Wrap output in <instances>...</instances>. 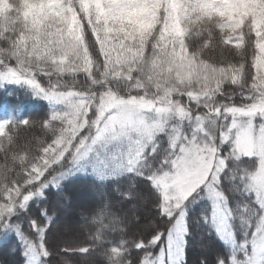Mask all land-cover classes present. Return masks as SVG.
<instances>
[{
    "label": "clouds",
    "instance_id": "clouds-1",
    "mask_svg": "<svg viewBox=\"0 0 264 264\" xmlns=\"http://www.w3.org/2000/svg\"><path fill=\"white\" fill-rule=\"evenodd\" d=\"M157 2L160 4L159 8L131 23L122 17L115 5L105 4L108 11L101 16H97L95 11L87 14L85 21L88 22V31L97 44L99 60H95L88 50L86 33L81 31L83 24L76 31L67 29L62 12L53 11L54 7L60 8L59 5H54L53 0H34L29 5V11L24 13L25 17L31 16L32 22L22 23V30L16 29L18 35L15 38L0 33V40L6 45L0 47V84L8 82L21 85L34 98L50 103L62 102L58 103V108L64 110L62 115L51 114L44 121L46 127L56 120L60 121L61 126L56 128V135L41 149L43 153H48L45 160L47 167L42 173L33 175L37 164L23 167L26 164L23 154L13 157L22 165L20 171L16 172V177L23 173L22 181L10 175L14 171L12 167L5 170L0 166V231L5 235L20 234L18 242L21 255L25 258L23 264H28L27 257L33 255L40 257L39 264H49L54 255L43 244L37 247L25 231L22 215L28 214L32 197L41 195L42 189L50 183L49 177L80 160L86 141L96 138V129L100 125L107 127L111 124L117 109L135 107L136 104L144 106L147 111L138 117L140 127L127 140L128 164L155 163V167L146 176L140 173L148 185L146 202L147 198L154 201L151 207L155 219L149 221L152 234L146 240L141 237L133 245L140 252L136 264H151L150 257L157 264H170L165 249L177 221L181 216H187L192 201L213 181L215 191L229 210L234 232L237 228L244 229L245 208L251 209V204L245 200L247 193L243 192V187L233 191L232 181L229 179L234 169L240 165L241 157L237 154L236 141L232 138L225 139L226 131L219 132L217 136L216 120L212 116L218 119L223 115L229 131L237 126L227 118L235 116L238 111L244 113L247 109L246 115L258 116L264 120V75L258 78L255 66L247 89L256 91L259 88L260 91L259 96L248 97L251 104L241 107L235 103L215 100L216 96L224 95L225 84H231L236 89L229 100L234 96L244 95L241 90L246 87V61L242 48L238 45H255L258 37L252 17L235 5L251 4L255 0H222L230 6L218 14H209L206 11L210 7L208 4L201 5L197 0H186L180 5L183 13L180 16L182 37L176 31V8L170 6V0ZM144 4L155 8L152 0H144ZM0 8L9 17L20 20L17 15L21 10L20 0H6ZM260 15H264V6L260 8ZM193 34L200 38L195 48L189 45ZM165 39L167 43L162 44ZM259 39L264 40V35ZM149 45L152 52H148ZM228 48L232 49L239 62H229L227 67L213 63L217 50L222 54ZM94 66L98 75L93 73ZM77 74H82L87 80L84 91H73L66 81L60 79ZM117 81L119 84H116ZM201 84L204 87L201 88ZM120 86L126 92L137 90L142 95H121ZM169 94L173 97L168 100L171 107H156L157 101ZM177 95L186 97L187 102L181 103L179 99H175ZM210 100L214 104L209 106L210 114L204 117L207 126L202 130L203 148L200 150L201 154L193 158L191 141L188 146L177 141L179 125L172 120V116H191L192 104L208 105ZM257 104L258 110L252 111ZM164 112L171 115L167 121L159 122ZM161 137L164 139L161 140ZM123 143L121 141V145ZM172 153L176 155L169 159ZM127 173L125 176L115 177V180L133 181L135 172L131 167L127 169ZM156 175L168 178L166 188L161 187L154 179ZM125 198H132L131 193H127ZM255 211L264 219V209L257 208ZM27 223L33 233L38 231L36 219ZM188 234L186 229L185 235ZM162 238L165 241L163 244L160 243ZM184 243L187 244L186 239ZM66 250L61 248L60 252ZM88 250L87 247L78 249L83 253ZM109 251L110 256L120 255L119 252ZM55 255L60 256V253ZM123 264L132 262L125 259ZM216 264H246V261L228 254L227 261L217 258Z\"/></svg>",
    "mask_w": 264,
    "mask_h": 264
},
{
    "label": "trees",
    "instance_id": "trees-1",
    "mask_svg": "<svg viewBox=\"0 0 264 264\" xmlns=\"http://www.w3.org/2000/svg\"><path fill=\"white\" fill-rule=\"evenodd\" d=\"M33 2L34 0H20L21 10L17 13L20 20L9 17L7 12L0 8V33L15 38L18 35L16 29L22 30V23L30 24L31 16L25 17L24 13L29 11V5ZM5 3L6 0H0V5ZM53 3L60 6L59 9L54 7L53 11L62 12L67 29L76 31L80 28V24H83L81 31L86 33L88 50L95 60H99L100 53L97 50V44L93 40L92 33L88 31V22L85 21V16L94 10H87L82 0H53ZM259 4L264 5V0H260ZM206 11L209 14L215 13ZM249 16L252 17L254 27L257 28L258 39L255 45L251 43L247 46L242 43L238 45L242 48L243 58L246 61L244 71L246 87L241 90L244 95L234 96L233 99L228 100L236 89L231 84H225L223 86L224 95L216 96V101L241 106V104L252 102L248 99L249 96L255 98L259 95L257 94L260 91L259 88L252 91L247 89V85L252 81L254 74L253 66L259 54L257 46L263 41L259 37L264 35V15L259 17V26L256 25L254 16L250 14ZM164 36H167L166 30ZM180 36H183L182 28ZM199 42L200 38L193 34L189 45L195 48ZM163 43H167L166 39L162 41ZM3 46L6 45L0 40V47ZM230 51L233 52L230 48L224 49L221 54L218 49L213 63L224 67H227L229 62L238 63L239 58L232 60L228 57L226 53ZM148 52H152L150 45ZM100 67L103 68V62ZM93 73L98 75L95 66ZM255 74L257 75L256 72ZM60 79L66 81L73 91H84L87 85V80L82 74L74 77L64 76ZM116 84L119 82L117 81ZM200 87L204 85L201 84ZM149 91L152 90L149 89ZM120 92L121 95L128 97L142 95L137 90L126 92L123 86H120ZM172 98L170 94L163 100ZM174 98L179 99L181 103L187 101L186 97L178 95ZM213 104L214 101L210 100L208 105L201 103L199 107H209ZM196 106L198 105L192 104L191 108L196 109ZM199 109L204 111L203 107ZM63 111L58 108V103L32 97L21 85L8 82L0 84V166L5 170L12 167L14 171L10 175L22 181V172L19 177H16V172L20 171L22 165L13 157L23 154L26 159L23 167L37 164L33 175L42 173L47 167L45 160L48 158V153H43L41 149L56 135V128L61 126L60 121L56 120L51 121L50 126L46 127L44 121L51 114L62 115ZM134 135L135 131H119L114 136L95 143L90 150L91 160L86 159L79 165L76 163L60 170L54 176L49 177L50 183L42 189V195L32 197L28 214L22 215V220L28 238L37 247L43 244L54 253L49 264H123L125 259L136 264L140 252L135 250L133 245L141 237L146 240L152 234L149 221L155 219V213L151 207L154 201L147 198L146 202L145 193L148 191V185L144 178L148 171L155 167V163L152 165L135 162L132 165L128 164L127 140ZM121 141L124 142L123 145ZM114 145L116 147H113ZM142 159L141 157V161ZM169 159H172V155ZM158 161L159 156L156 157V162ZM129 167L135 172L134 182L128 179L116 181L115 177L128 174ZM256 167V159L241 158L240 165L229 177L233 191L239 190L242 186L243 192L247 193L245 200L251 204V209L245 208L246 221L243 230L237 228L234 232L229 214V226L235 240V248L231 251L217 237L211 223V209L208 206V208L202 207L201 203L207 202L203 197L198 196L192 201L186 216V227L189 234L186 235L187 244L182 264H202V262L203 264H216L217 258H224L227 261L228 254L246 261V264L252 263L253 240L262 223L255 209H262V207L252 190L249 189L246 177L255 171ZM160 176L156 175L154 179L157 180ZM55 178H59L57 184H53L52 180ZM127 193H131L132 198L126 199ZM31 219H36L39 224V229L35 233L27 223ZM19 240V233L5 235L3 231H0V264H23L25 258L21 255ZM160 243H165L163 238ZM85 247L89 249L87 253L78 251ZM61 248L67 250L60 252ZM109 250L119 252L120 255L110 256ZM56 253H60V256L55 255ZM37 257L40 259L38 255ZM149 259L150 261L155 260L151 257ZM260 262L259 264H264V254Z\"/></svg>",
    "mask_w": 264,
    "mask_h": 264
},
{
    "label": "rangeland",
    "instance_id": "rangeland-1",
    "mask_svg": "<svg viewBox=\"0 0 264 264\" xmlns=\"http://www.w3.org/2000/svg\"><path fill=\"white\" fill-rule=\"evenodd\" d=\"M259 1L260 0H255V2L251 4L245 3L242 6L235 5L240 8L241 11L254 16L257 26L260 24V8L261 6H264L262 4L260 5ZM185 2L186 0H170V6H174L178 13L176 16V31L179 35H181L179 19L180 16L183 15L180 5ZM82 3L87 10H94L97 16L107 13L108 9L104 7L105 4L115 5L122 17L126 18L130 23L135 20H139L144 16L150 15L160 5L157 0H152V3L155 4V8H150L145 5L144 0H82ZM197 3L201 5H210L207 10L217 14L230 6L224 4L222 0H215V2H213V0H197ZM167 10L168 9H166V11ZM258 36H260V34H258ZM257 50H259V54L256 58L255 72L257 73V77H259L264 75V40L259 46H257ZM226 54H228V57L232 60L237 58L231 51ZM257 94H259V92ZM168 100L169 99L157 101L156 107L161 109L171 107V105L168 104ZM245 105H248V103L241 104V107ZM202 107L204 108V111L199 109ZM258 108L259 104H257L252 111H257ZM146 111L147 109L139 104H136L135 107L117 109L113 114L114 119L111 124L107 127L100 125L96 129V138L94 140L86 141V144L90 146L89 152L95 143L104 141V139H107L109 136H114L119 131H135V129L140 127V120L138 117ZM173 111L175 110L173 109ZM247 111V109H245L244 113L238 111L235 116H229L227 118L228 121H232L237 126L236 128H232L230 131L227 128V121H225V117L223 115H221L218 119L215 116H212V119L216 120L215 131L217 136L219 135V132L226 131L225 139L232 138L236 141L235 147L237 149V154L240 155L241 158H254L257 160L256 170L246 177V182L249 189H251L256 196L257 202L260 204L262 209H264V120H261L258 116L246 115L245 113ZM191 113V116H172V120L179 125L177 141L185 144L186 146H188V142L191 141V147L193 149L192 157L194 158L201 154L200 150L203 148V143H201V141L204 133L202 130L207 126V121L204 117L207 114H210V108L205 106H196V109L191 108ZM169 115H171V113H162L159 122L167 121ZM93 141H95V143H93ZM175 155L176 153H172V158L175 157ZM80 163L81 162L76 165H79ZM52 181L53 184H57L59 182V178H55ZM157 182L161 185V187L166 188L168 178L161 175L157 178ZM200 197H203L207 202L201 203L202 207H210L211 209V223L217 237L228 249L232 251L235 248V240L229 226V212L224 201L215 191V181L202 191ZM186 229V217L181 216L177 221L176 227L173 234L170 236L165 249L170 264H182L183 262ZM238 242L239 241H237V243ZM263 254L264 219H262L261 227L254 236L252 248L253 260L251 264L261 263L260 260ZM28 264H39L37 255L28 257ZM151 264H157V261L153 260L151 261Z\"/></svg>",
    "mask_w": 264,
    "mask_h": 264
},
{
    "label": "snow or ice",
    "instance_id": "snow-or-ice-1",
    "mask_svg": "<svg viewBox=\"0 0 264 264\" xmlns=\"http://www.w3.org/2000/svg\"><path fill=\"white\" fill-rule=\"evenodd\" d=\"M93 143H95V141H93ZM89 147L87 144H85V147H84V151L82 153V155L80 156V160L77 162H84L86 159L87 160H91V156H90V152H89ZM41 195H42V192H41Z\"/></svg>",
    "mask_w": 264,
    "mask_h": 264
}]
</instances>
